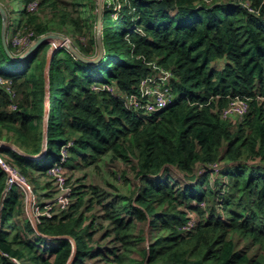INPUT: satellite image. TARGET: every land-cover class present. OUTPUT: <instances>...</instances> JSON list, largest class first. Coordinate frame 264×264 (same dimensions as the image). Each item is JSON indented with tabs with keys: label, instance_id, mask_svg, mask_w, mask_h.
Returning a JSON list of instances; mask_svg holds the SVG:
<instances>
[{
	"label": "trees",
	"instance_id": "trees-1",
	"mask_svg": "<svg viewBox=\"0 0 264 264\" xmlns=\"http://www.w3.org/2000/svg\"><path fill=\"white\" fill-rule=\"evenodd\" d=\"M120 1L126 6L115 18L105 3L98 60L66 47L54 53L49 95L50 42L13 60L0 11V76L8 80L0 84V140L4 129L12 132L10 141L31 155L0 147L1 159L30 175L63 157L69 165L130 156L138 180L129 198L73 186L68 207L54 206L35 226L23 215L24 192L7 187L0 164V264H91L101 256L106 264H264V0ZM59 3L20 0L7 10V30L15 21V32L40 37L50 28L35 8L52 7L55 19L85 33L79 51L97 56V34ZM151 60L171 69L177 98L147 113L128 98L140 94ZM236 98L247 105L243 118L224 115ZM214 163L222 168L212 182ZM97 205L111 226L104 233L111 248H98L104 225L86 214ZM191 212L196 222L186 229Z\"/></svg>",
	"mask_w": 264,
	"mask_h": 264
},
{
	"label": "rangeland",
	"instance_id": "rangeland-1",
	"mask_svg": "<svg viewBox=\"0 0 264 264\" xmlns=\"http://www.w3.org/2000/svg\"><path fill=\"white\" fill-rule=\"evenodd\" d=\"M19 1L20 0H0V5L6 14L7 10L12 8V6H18L17 4ZM59 1V9H66L74 16H80L83 18V21L87 24L85 31L88 35L94 33L97 34L96 19H98L99 14V0H82L81 2H79L80 0ZM35 9H38V15L43 17L44 22H47L48 27L50 28L49 32L47 33L54 32L66 36L67 39H69V43L76 48L77 46L75 45V42L78 38L85 40V33L76 32L72 25L64 24L53 17V10L55 8L53 9L52 7L47 6H38ZM10 24L11 32L7 30L8 41L12 42L14 45L16 54H21L23 51L27 52L32 44H34L32 41V43L28 41L26 46L23 44L24 40H26V35L28 32H25L22 29H19L18 32H15L14 30L18 23L12 21ZM54 43H56V39H52L50 41V47ZM260 98L263 97L260 96ZM47 105L48 98L46 99L45 104L46 119L44 121V128H47L48 121ZM11 134L12 132H8L4 129V136L1 139L4 141H10L9 138H11ZM44 152L45 148L42 152L36 154L33 157H38ZM51 156L53 157V160L54 158L56 159V154L53 153ZM127 159L128 160L125 161L123 158H112L111 154H109L98 161H91L87 163L86 159L81 158L74 164L72 163L65 165L64 163L66 159L63 157V159L59 160V162H57V164L52 166L50 169L46 171L33 169L30 175H25V173L21 171L18 166L13 165L11 161H7L6 159H2L3 162L0 160L3 165L1 163L0 164L7 169L5 170L7 172V181L10 177V175L8 176L9 173L16 175V180L12 184L17 185L21 192H24L23 215L27 219L32 220L36 226L43 214H51L52 208L54 206H59L61 208L68 207L69 203L73 200V186H78L81 184L89 188L92 185H96L103 188L111 196L116 195L118 197L127 198L134 196V191L138 183L134 169V165L137 164V160L130 156H128ZM88 203L89 206L90 202ZM42 204H45V207H43ZM86 214L90 218L95 217L98 223L104 225V227L97 232L98 248H111L114 243H111L109 237L104 235L106 231L111 230V226L102 216V207L100 205L94 206L93 209L87 210ZM191 214L194 218H196L194 213ZM138 224V230H144L148 235L150 231L149 225L144 221H139ZM145 244V241L140 243L141 249ZM91 264H106V260L101 256L95 260H92Z\"/></svg>",
	"mask_w": 264,
	"mask_h": 264
},
{
	"label": "built area",
	"instance_id": "built-area-1",
	"mask_svg": "<svg viewBox=\"0 0 264 264\" xmlns=\"http://www.w3.org/2000/svg\"><path fill=\"white\" fill-rule=\"evenodd\" d=\"M108 6H112V17H118L119 14L124 10L126 2L120 0H106ZM245 5H248L247 2H244ZM251 10H254L250 8ZM259 13V10H257ZM139 16L135 17V20H138ZM133 30L141 31V28L134 26ZM32 37L26 35V40L23 44L32 43ZM153 72L145 76L140 83V94L133 95L131 98H128L130 103L136 104L137 108L144 109L147 113H154L160 111L169 105L173 104L176 101L177 96L173 93L170 82L172 78V71L169 68H166L162 64L158 63L157 60L149 61ZM8 83V80L0 76V84ZM247 105L242 98H236L232 105L225 109L224 115H229L232 113H238L241 117L246 113ZM6 168V167H5ZM211 168L213 170L218 169V163L212 164ZM207 167H203L202 171H207ZM7 170V169H6ZM12 172V171H11ZM10 175L7 183L10 186L15 180L16 175L12 173ZM196 222V218L190 213V219L188 223L184 226L186 229H191Z\"/></svg>",
	"mask_w": 264,
	"mask_h": 264
},
{
	"label": "water",
	"instance_id": "water-1",
	"mask_svg": "<svg viewBox=\"0 0 264 264\" xmlns=\"http://www.w3.org/2000/svg\"><path fill=\"white\" fill-rule=\"evenodd\" d=\"M98 10H99V14H98V24H97V46H98V54L95 57H87L84 56L78 48H76L75 46L71 45L69 43V39H67L66 36H63L61 34L58 33H54V32H50V33H46L41 35L36 42L29 48V50L27 52H24L21 55H15L8 46V32L6 29V25H5V20H6V14L4 12V9L2 8V6L0 5V11L4 17V24H3V29H2V39H3V45H4V49L6 51V53L13 59L16 61H21L24 60L25 57L33 50H35L36 48H38L41 44L45 43V42H50L52 39H56V43H54L51 47H50V51H49V55L47 58V65H46V70H45V76H46V80H47V91L49 93V69L53 60V55L54 53L59 50L60 48H62L63 46H65L66 48H68L75 56H77L79 59L86 61V62H94L96 60H98L103 53V43H102V37H101V30H102V17H103V0H99L98 1ZM45 130L47 131V128H45ZM46 133V132H45ZM1 143L5 146V147H14L18 152H20L21 154H23L24 156L27 157H31V155H29L28 153H26L25 151L20 150L19 148H17L15 145H13L12 142L10 141H1Z\"/></svg>",
	"mask_w": 264,
	"mask_h": 264
},
{
	"label": "clouds",
	"instance_id": "clouds-1",
	"mask_svg": "<svg viewBox=\"0 0 264 264\" xmlns=\"http://www.w3.org/2000/svg\"><path fill=\"white\" fill-rule=\"evenodd\" d=\"M107 1L106 0H103V9H104V7H105V3H106ZM97 24H98V19H97ZM103 28V27H102ZM102 31V30H101ZM39 38V37H38ZM38 38H33L32 39V42H36V40L38 39ZM33 45V44H32ZM63 47H65V46H63ZM50 51V50H49ZM24 52V51H23ZM23 52H21V54H23ZM21 54H15V55H21ZM163 110V109H162ZM48 115V114H47ZM240 116V115H239ZM243 116H245V114L243 115ZM243 116H242V118H243ZM241 117V116H240ZM1 141H4V140H0V142ZM11 142V141H10ZM1 145V147H5L2 143L0 144ZM14 145V144H13ZM10 148V147H9ZM11 148H14V147H11ZM15 149V148H14ZM16 150V149H15ZM20 153V152H19ZM1 158V157H0ZM1 160V162H3V160L2 159H0ZM0 162V163H1ZM2 164V163H1ZM3 165V164H2ZM3 167V166H2ZM5 170H6V168L5 167H3ZM221 168H222V166H221V164L220 163H218V169L216 170H212L211 171V181L212 182H215V180L217 179L216 178V175L215 174H218L219 172H220V170H221ZM221 177H224L223 175L221 176ZM9 185H8V183H7V187H8ZM191 213H193V212H191Z\"/></svg>",
	"mask_w": 264,
	"mask_h": 264
}]
</instances>
